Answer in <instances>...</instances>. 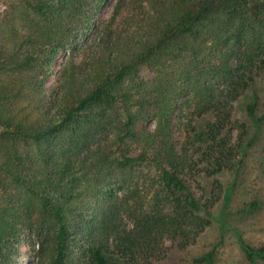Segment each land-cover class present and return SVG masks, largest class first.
<instances>
[{
  "label": "trees",
  "instance_id": "1",
  "mask_svg": "<svg viewBox=\"0 0 264 264\" xmlns=\"http://www.w3.org/2000/svg\"><path fill=\"white\" fill-rule=\"evenodd\" d=\"M90 1L106 0H13L0 18V264L24 234L36 264H76L71 256L80 253L89 264H125L154 256L167 237L184 246V217L159 203L131 214L129 200L140 195L129 169L152 165L156 194L177 196L191 213L206 209L185 179L184 148L172 142L173 109L184 98L192 115L215 116L195 139L214 143L264 65V0H150L146 23L124 46L99 42L84 67L70 59L48 93L39 67L70 48ZM122 7L118 0L115 14ZM140 66L155 77L139 79ZM110 129L140 152L112 156L109 146L94 147ZM119 182L132 194L117 195ZM241 246L250 264L264 262V244ZM194 261L215 264L213 250Z\"/></svg>",
  "mask_w": 264,
  "mask_h": 264
},
{
  "label": "rangeland",
  "instance_id": "2",
  "mask_svg": "<svg viewBox=\"0 0 264 264\" xmlns=\"http://www.w3.org/2000/svg\"><path fill=\"white\" fill-rule=\"evenodd\" d=\"M149 1L140 0V9L135 8L131 0H123L118 14H115L118 0H106L100 4L90 1L81 26L83 31L75 37L70 48L63 47L51 61L45 59L39 67L45 91L55 93L70 59L83 67L89 65V57L97 51L99 42L124 46L128 34L146 23L144 17L151 11ZM12 3L13 0H0V18L10 10ZM87 19L91 20V29H88ZM154 77V71L140 66L139 79L152 80ZM252 77V86L233 101L231 117L217 132L214 143L206 144L195 139L196 132L204 133L207 124L217 120L215 116L192 115L186 106L182 107L184 98L173 109L172 142L178 151L184 148L187 160L185 179L206 209L191 213L182 202H177V196L168 192L156 194L160 191L155 183L159 174L152 165L129 169L130 187L140 195L129 200L131 214L141 204L147 208L159 203L165 210L184 217L182 223L187 235L184 246L179 245L182 238L167 237L161 248L155 246L161 250L158 251L162 252L161 255L156 251L154 256L141 255L136 261H126L125 264H198L194 258L208 250H213L215 264H250L241 242L254 247L264 244V65L259 70L256 68ZM248 106L254 108L252 115L247 113ZM154 126L155 119H151L147 128L152 131ZM92 145L109 146L112 156L140 152V145L136 142L116 140L112 129L99 136ZM114 191L122 199L125 192L127 196L132 194L123 188L121 182ZM131 214L122 213L123 224L131 226ZM23 237L8 264H36L37 255ZM71 258L76 264H89L87 255L73 254Z\"/></svg>",
  "mask_w": 264,
  "mask_h": 264
}]
</instances>
